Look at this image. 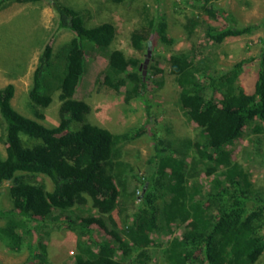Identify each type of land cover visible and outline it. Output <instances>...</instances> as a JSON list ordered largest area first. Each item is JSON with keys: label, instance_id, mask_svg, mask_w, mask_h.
Instances as JSON below:
<instances>
[{"label": "trees", "instance_id": "16d2710c", "mask_svg": "<svg viewBox=\"0 0 264 264\" xmlns=\"http://www.w3.org/2000/svg\"><path fill=\"white\" fill-rule=\"evenodd\" d=\"M7 1L0 0V6ZM48 1L57 14V27L74 36L55 54L50 45L44 46L32 74L28 108L35 118L43 120L44 110L58 91V123L49 128L21 115L11 104L14 86L0 89V141L5 144V157L0 158V187L10 183L12 205L9 210H0V242L15 254L25 250V264H47L42 237L34 234L47 225L66 224L75 235V264H130L117 261L115 254L142 250L151 243L153 233L174 224L183 225L184 232L167 242V264H264V196L255 192L246 168L233 160V152L228 149L242 137L251 136L249 141L254 144L264 135V38L257 57L240 60L225 71L211 72L209 67L195 65L190 52L172 49L176 40L169 34L163 15L130 33L129 45L135 51L158 45L166 49L169 72L179 88L178 107L198 129L195 139L187 144L194 152L192 170L202 169L207 181L204 187L194 183L189 188V170L177 156L174 142L152 132V169L139 180L140 192H136V186L128 193L125 181L115 176L114 166L123 165L121 144L142 135L145 126L113 134L87 122L90 108L76 98L86 73L82 55L86 50H97L105 57L104 86L115 91L124 89L126 103L142 101L147 123L153 116L145 94L149 75L143 80L140 60L110 48L116 35L112 24L88 27L81 10ZM110 1L119 5L134 0ZM179 1L212 19L224 13L214 6L215 0ZM185 21L183 28L189 37L199 22L193 16H185ZM250 30L227 21L222 27L206 26L204 34L217 45ZM246 61L256 62L251 92L237 83ZM41 177L50 180L52 190H47L42 180L36 181ZM126 202L133 206L130 213L127 211L128 220L124 219L119 229L108 227L106 216L118 208L126 212ZM83 205L94 210L96 216L71 218L72 210ZM63 214L69 215L66 220H62ZM94 226L110 240L97 241Z\"/></svg>", "mask_w": 264, "mask_h": 264}, {"label": "rangeland", "instance_id": "374dc122", "mask_svg": "<svg viewBox=\"0 0 264 264\" xmlns=\"http://www.w3.org/2000/svg\"><path fill=\"white\" fill-rule=\"evenodd\" d=\"M73 9L81 10L85 24L93 27L102 23H110L116 29L111 49L121 50L127 57L140 60L139 71L144 70L142 64L150 56L145 69L147 80L145 94L152 105V122H146V111L143 102L130 100L126 103L124 89L115 91L103 84V71L106 66L105 57L97 50H86L83 59L86 63L84 74L76 92V98L89 106L86 115L87 122L105 128L113 134H120L130 129L145 126L144 133L135 139L121 144L123 165L114 166L116 177L120 175L127 186V192L134 188L140 192L139 180L148 175L152 166L149 159L153 153L152 132L159 138L174 142L179 150L177 156L182 158L189 170L187 185L202 184L207 181L204 171L192 170L191 159L194 152L188 142L197 136L198 129L189 122L180 111L177 104L179 88L174 76L169 72L168 53L161 45L146 47L142 52L135 51L129 45L130 33L137 27L146 25L148 21L163 15L168 25L169 34L175 38L174 51L190 52L193 63L198 66L209 67L210 71H225L240 60L257 57L261 50V39L264 38V0H215L212 3L223 14L215 19L208 17L205 12H199L179 0H134L131 3L114 4L110 0H56ZM185 16L194 17L199 25L188 37L183 25ZM234 23L238 27H250V33L238 37L226 38L221 44H213L204 34L206 26L222 27L226 22ZM74 34L67 29L57 27V14L50 1L40 0L30 3L15 1L4 2L0 6V89L8 84L14 86V97L11 100L13 108L25 117L32 118L46 127H53L58 123V91L52 96L51 105L44 110V119L39 120L28 108V91L32 84V74L37 65L45 45H50L55 54L58 48L69 41ZM87 43V42H85ZM89 44V43H88ZM91 45V44H90ZM256 62H247L237 79L246 92H251L256 77ZM153 69H159L157 73ZM144 76V78H145ZM0 119V136L2 132ZM250 137H242L228 146L232 158L241 163L249 175V181L255 192L264 196V135L259 143L252 144ZM26 140V138H24ZM257 150L254 152V148ZM256 154V155H255ZM5 157V144L0 141V158ZM120 162V163H121ZM47 190H52L49 179L41 177ZM9 182L0 187V210H9ZM127 197V195H126ZM126 202V212L118 208L116 213L106 216L108 227H122L121 222L127 219V211L133 206ZM159 207L162 202H158ZM74 217L84 218L96 216L94 210L83 205L72 210ZM69 215L63 214L62 220ZM128 220V219H127ZM3 221H0L2 225ZM121 224V226H120ZM161 224V222H160ZM264 230V229H263ZM42 232V233H41ZM41 235L47 264H75V235L66 224L60 227L47 225ZM47 232V233H45ZM184 232V226L172 224L169 229H162L152 234V241L138 252H117L115 259L125 263L143 261L144 264H167L164 249L169 240L179 238ZM97 241L110 240V237L100 229L93 227ZM27 252L15 254L10 252L0 242V264H25ZM133 262V263H134Z\"/></svg>", "mask_w": 264, "mask_h": 264}, {"label": "water", "instance_id": "95a60500", "mask_svg": "<svg viewBox=\"0 0 264 264\" xmlns=\"http://www.w3.org/2000/svg\"><path fill=\"white\" fill-rule=\"evenodd\" d=\"M146 56H147V58L144 60V62H143V64H142V68L144 69V70L142 71L143 80H144V76H145L146 65H147V63H148V58H149V56H150V50H149V49L147 50V54H146Z\"/></svg>", "mask_w": 264, "mask_h": 264}]
</instances>
